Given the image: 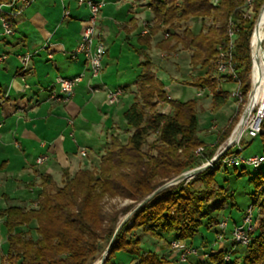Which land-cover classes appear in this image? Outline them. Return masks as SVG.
I'll return each mask as SVG.
<instances>
[{
  "label": "trees",
  "instance_id": "1",
  "mask_svg": "<svg viewBox=\"0 0 264 264\" xmlns=\"http://www.w3.org/2000/svg\"><path fill=\"white\" fill-rule=\"evenodd\" d=\"M8 1L0 0V3ZM263 4L264 0H255L253 16L248 19L243 17V0H219L215 6L210 0L149 1L152 19L146 25V33L139 38L146 49L135 50L143 58L139 63L141 71L134 80L138 95L123 112L131 133L125 141L111 134L95 168L79 169L74 174L64 169L59 185L51 175H40L35 207L10 205L0 209L8 243L6 258L10 264L90 263L98 255L101 242H109L115 231L116 217L107 218L104 211L106 200L129 199L132 203L123 209H133L160 185L195 166L193 151L198 146L208 148L198 136V102L167 99L154 71L149 53L151 42L158 33H167L155 48L166 53L178 48L189 50L191 66L204 70L190 84L207 87L213 106L222 105L229 92L210 86L218 79L214 65L217 46L228 40V23L232 20L238 28L232 65L245 101L251 87L250 38ZM193 19L202 22L198 31L187 25ZM159 103L169 104L170 111L162 113L157 109ZM241 111L242 104L237 108L238 116L234 115L223 129L222 140L229 135ZM262 127L259 135L264 144V119ZM151 134L156 135L155 154L143 150ZM216 164L213 170H203L187 183L182 180L166 187L135 210L115 235L103 264H127L132 260H137L136 264H179L178 258L172 260L157 250L143 249L141 239L133 232L156 239L171 234L172 240L167 243L170 246L172 241L192 243L202 227L209 230L217 226L220 221L217 213L232 195L216 179V171L223 168L226 172L229 165L222 160ZM232 165L236 172L235 164ZM254 170L248 182L255 186L250 195L258 207V215L253 214V229L248 233L249 242L244 245L246 254L240 264H264V163ZM236 173L243 174L244 170ZM232 243L237 244L233 240ZM228 251L210 252L205 262L238 264V258L231 259L229 255L225 259ZM120 253L128 255L127 262L118 258Z\"/></svg>",
  "mask_w": 264,
  "mask_h": 264
},
{
  "label": "crops",
  "instance_id": "2",
  "mask_svg": "<svg viewBox=\"0 0 264 264\" xmlns=\"http://www.w3.org/2000/svg\"><path fill=\"white\" fill-rule=\"evenodd\" d=\"M19 6L17 2L15 8ZM3 9L9 11L10 7ZM65 10L69 11L67 16ZM88 17V7L77 0H32L20 14L13 15V34H3L0 19V209L10 205L35 207L40 175H51L59 185L64 169L74 174L79 169L95 168L111 133L122 128L120 118L133 102L136 77L125 59L134 60L136 55L141 71L139 63L143 58L135 50L146 49L139 38L151 22L152 12L148 3L139 0L101 3L95 43L103 41L106 51L101 74L96 78L90 77L85 58L77 51ZM162 37L160 33L153 38L149 53L153 62L157 60V78L172 98L171 84L164 82L163 66H178L166 62L162 57L166 52L154 47ZM25 55H30L27 61L23 60ZM80 73L83 79L69 98H49V88L58 78ZM121 75L130 78L131 83L122 86V97L109 105L107 92L117 86H112L107 77ZM54 89L61 94L58 87ZM202 118L198 113V132L203 126ZM40 156L46 158L38 163ZM215 244L218 251L235 249L231 234L228 237L225 232L222 239L214 240L210 250ZM197 249L198 261L203 260L206 253Z\"/></svg>",
  "mask_w": 264,
  "mask_h": 264
},
{
  "label": "rangeland",
  "instance_id": "3",
  "mask_svg": "<svg viewBox=\"0 0 264 264\" xmlns=\"http://www.w3.org/2000/svg\"><path fill=\"white\" fill-rule=\"evenodd\" d=\"M139 1L146 2L149 4L150 0H139ZM148 15H149V12H148ZM87 23L88 22L85 21L84 26H86ZM206 23H209V21H207ZM187 25L191 26L194 31H198L199 29L202 28V22L197 19L193 21H189ZM157 35H160V33H158ZM95 41H96V38L94 39L93 46H95ZM175 52L176 53L170 52V53H167V54L165 53L164 55H162V57L165 58L164 60H166V62L176 63L178 66V68H174L172 64H170V66H166V65L163 66V68L165 69V81L164 82L166 85L171 84L169 85V89H170L173 99L180 100V101H185L189 99L197 100L198 113L199 115H202L203 117L201 119V123L203 126H202V129H200V131L198 132V136L202 141L205 142V144H208V148H205L203 146H198L193 151V156L195 157V166L189 170L199 169L201 167H204V168L198 171L197 173H200L206 169L213 170L214 167H217L216 166L217 161L219 160L223 161V159L225 160V159H228L229 157H232L238 154V151L236 150L237 145L233 146V144H230L229 137L231 136V133L233 129L235 128L236 124L240 120L241 114L243 112V106H242V111L239 113L240 115H239L238 121L232 127L229 135L224 140H222V137L220 138V136L222 135L223 129H225L227 124L230 123V120L234 115L236 117L238 116V112L236 113V111H237V108L239 107V103H237L236 98L233 97L230 93L232 90L236 88L235 83L231 79H228L226 81V80L216 78V81L214 82V84L210 86V88L213 89L214 86L215 88L221 87L223 90L228 91L230 95L228 96V99L224 104L213 106L211 93L210 91H208V89L204 90L201 96H197L199 87H194L192 86V84H190V82L194 80L196 81L197 78L200 76V74L204 72V70H200L199 67L191 66L190 64V54L191 53L189 50L178 48V50H175ZM174 54H177V55L175 56ZM133 57H135L134 60H129L128 58H126L125 60L127 62H130L129 64H131L132 66V70L130 71V73L134 75L136 74L137 76L140 73V70L138 71V64H137L138 61L136 60L137 56L135 55ZM170 57H174V58L171 59ZM156 61L154 62V64L155 63L157 64ZM212 74L214 75V71H212ZM168 77H170L171 79L170 81H167L169 79L166 80V78ZM107 79H109V83L112 86H117V87H122L125 84L131 83V79L128 77H125L124 75H121V78L119 76L118 77L110 76V77H107ZM250 79H251V71H250ZM121 89L123 91V88ZM133 93H134V97L138 95V90L136 86H134L133 88ZM122 95H123V92H122ZM122 95L120 97H122ZM157 109L160 111L164 110L165 112H169L170 106L167 103H159L157 106ZM120 120L122 122L121 123L122 128H120V131H113L111 134H117L122 141H125L128 135L131 133V131L127 129L128 127L123 118V114ZM155 139H156L155 134H151L147 137L146 143L143 146V150L145 152L152 153V154L156 153V151L153 149V147L157 145ZM215 144L216 146L214 147ZM240 145L242 147L241 151L239 152L240 157L248 158L249 156H252V155H260L264 153V144L262 142L260 135L252 139L246 136L244 137L242 136V141ZM198 148H201V150L197 154L196 151ZM229 150H231L232 152L227 155L226 153H228ZM223 163L225 162L223 161ZM235 166L237 168L236 172H240L241 169H243L244 173L238 175L235 172L234 166L232 164L228 166L226 172L225 170H223V168L216 171L217 183L220 186H223L225 190L228 193H231L232 195L231 198H226V201L224 203L222 210H220L217 213L218 220L220 221L226 220L227 222L224 232L226 233L228 237L231 234V231L234 227L233 221H236L240 224L243 220L244 211L247 210L250 206L254 207V209L252 208L254 216L258 215L257 214L258 207L252 202L251 195H250L255 190V186L252 183L248 182L249 176L254 174L255 170L248 163L246 162L242 163L240 159H238V161L235 162ZM196 174L192 175L191 177L187 179H184L183 183H187L190 180H192V178ZM55 177H56V180L58 181V177L57 176ZM59 184H61V182ZM260 199L261 198H259L258 200ZM131 203L132 201H130L129 199H121L119 197L112 198L110 200L105 201L104 211L106 213V216H108L107 218H109V216L111 215L112 216L114 215L116 217V220L114 222L115 229L123 219H125L129 215L126 219V221H128L131 218L132 214L135 212L134 208L137 205L133 209H123L125 206ZM253 223H254V220H253ZM130 225L131 223L128 224V226ZM133 233L135 236H138L141 239V247L143 249L157 250L161 255L168 256L172 260H177L175 258V255H177V252L172 250L171 246L167 245V243L172 240L171 234L164 235L162 239H156V238H153L147 235H143L141 232H138V231H134ZM216 233L219 236L223 235L222 230L219 226V223L217 226H212L209 230H207L205 227H202L199 233L192 240V245H190L188 242L186 243L184 240L179 241L180 245L183 247V252L186 256V259L184 261H179L178 259L177 260L178 263L179 264H208L205 262L207 258V254L210 252L218 251L219 249L218 244H215L212 246L213 251L210 250L211 249L210 245L214 242L215 238L217 237ZM219 239H222V237L221 238L219 237L218 240ZM202 241L206 243H202ZM109 242L107 241L101 242L100 251L98 255L93 261H91L88 264H93L95 261L101 259L104 251L108 247ZM232 246L235 247L234 249L235 253L233 254V252L229 249V251L227 250L228 254L231 256V259L238 258V264H240L243 256L246 254V247L243 244H234V243H232ZM197 248L202 249V251L206 253L204 254L203 260L201 259L200 261H198L195 253L199 254L200 252L198 251ZM7 249H8V243H7V237H6V230L2 224V221H0V264H10L8 259L6 258ZM166 249L168 250V253L163 252ZM117 256L118 258L122 259L123 262H127L126 257H128V255L120 253ZM136 263H137V260H132L128 262L127 264H136Z\"/></svg>",
  "mask_w": 264,
  "mask_h": 264
},
{
  "label": "built area",
  "instance_id": "4",
  "mask_svg": "<svg viewBox=\"0 0 264 264\" xmlns=\"http://www.w3.org/2000/svg\"><path fill=\"white\" fill-rule=\"evenodd\" d=\"M32 0H9L5 3H0V19L1 24L3 27V34L4 35H11L13 34V27H12V19L13 15H18L21 13L22 9L28 5ZM104 0L94 1V0H77L79 5L85 4L89 9V17L86 20L88 23L82 29L80 40L78 43L77 51L82 53L85 58V64L88 73L90 74L91 78H96L101 74L102 71V59L106 51V46L103 41L98 40L93 46L94 39H95V29L97 23L98 12L101 3ZM219 0H210L213 6L218 4ZM255 0H243L242 10H243V17L244 18H252L253 16V5ZM19 2L20 6L15 8L16 3ZM5 6L10 7L9 11H5L3 8ZM264 6V4H263ZM262 6V7H263ZM262 9V8H261ZM261 11V10H260ZM69 11H64V16H67ZM258 18V17H257ZM257 20V19H256ZM256 23V21H255ZM255 23L253 29L255 27ZM238 28L233 24L232 20H229L228 23V40L223 44H219L217 46V57L214 61L216 73L218 79L228 80L231 79L236 88L232 90L230 93L233 97L236 98L237 103L242 104L243 112L241 114L240 120L236 124L235 128L233 129L231 136L229 137V143L237 145L238 154L229 157L228 159H223L225 163L228 165L235 164L238 159L242 163L246 162L251 165L253 168H258L260 165L264 163V153L260 155H252L248 158H243L239 156V152L241 151V141L242 136H246L249 138L257 137L262 131V121L264 119V87L258 91L257 97L253 100L255 95V86L252 78V67H251V87L246 94L245 101H243L244 97L243 94L239 90V82L237 75L234 71L232 65V52L234 48V39L237 34ZM146 30L143 33H146ZM253 33V30H252ZM251 33V34H252ZM164 37L167 36V33L163 34ZM251 49V45H250ZM30 55L23 56V60L27 61ZM252 58V56H251ZM83 79V73L75 75L70 78H58L54 85L49 88V98L52 100H58L62 98H69L73 93L75 86ZM55 87H58L61 94H57L55 92ZM206 87H202L198 89L197 96H201ZM121 87H115L110 89L107 92L106 102L109 105L116 104L120 96L122 95ZM167 99H171V96L167 95ZM165 113V111H161ZM232 138V139H231ZM201 148L197 149V154ZM83 153V152H82ZM45 156H40L37 158V162L41 163L45 160ZM254 207L250 206L247 210L244 211L243 220L240 224L234 225L231 231V239L237 244L247 245L249 242V235L248 233L251 231L253 227V209ZM226 220H221L219 222V226L222 230L226 227ZM221 238L222 236L217 235V238ZM170 246L172 250L177 252V256L179 261H184L186 256L183 252V247L180 245L179 241H172ZM229 258V254L225 256L227 260Z\"/></svg>",
  "mask_w": 264,
  "mask_h": 264
},
{
  "label": "bare ground",
  "instance_id": "5",
  "mask_svg": "<svg viewBox=\"0 0 264 264\" xmlns=\"http://www.w3.org/2000/svg\"><path fill=\"white\" fill-rule=\"evenodd\" d=\"M252 56V78L255 86V95L264 87V6L262 7L250 38ZM232 139V138H231ZM93 264H100V260Z\"/></svg>",
  "mask_w": 264,
  "mask_h": 264
},
{
  "label": "water",
  "instance_id": "6",
  "mask_svg": "<svg viewBox=\"0 0 264 264\" xmlns=\"http://www.w3.org/2000/svg\"><path fill=\"white\" fill-rule=\"evenodd\" d=\"M204 167H201L199 169H193V170H189V171H186V172H183L179 175H177L176 177L172 178L169 182L159 186L158 188H156L150 195H148L145 199H143L141 202H139L137 204V206L134 208V211L136 209H138L140 206H142L144 203H146L147 201H149L150 199H152L158 192H160L161 190H163L164 188L170 186V185H173V184H176L184 179H187L189 177H191L192 175L196 174L198 171H200L201 169H203ZM132 213V212H131ZM129 216V215H128ZM127 216V217H128ZM127 217L125 219H123L119 224L118 226L116 227L115 231H114V234H113V237L112 239L110 240L109 244H108V247L107 249L104 251L101 259H100V264H103L108 252H109V249L111 247V244L113 242V239L115 237V235L117 234V232L119 231L120 227L122 226V224L126 221Z\"/></svg>",
  "mask_w": 264,
  "mask_h": 264
}]
</instances>
